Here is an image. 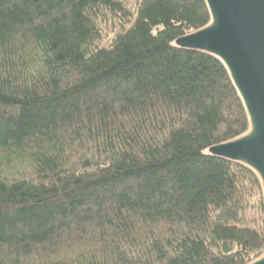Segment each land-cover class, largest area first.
<instances>
[{
	"label": "trees",
	"instance_id": "obj_1",
	"mask_svg": "<svg viewBox=\"0 0 264 264\" xmlns=\"http://www.w3.org/2000/svg\"><path fill=\"white\" fill-rule=\"evenodd\" d=\"M205 0H0V264H250L264 192L208 150L249 130L177 39Z\"/></svg>",
	"mask_w": 264,
	"mask_h": 264
},
{
	"label": "water",
	"instance_id": "obj_2",
	"mask_svg": "<svg viewBox=\"0 0 264 264\" xmlns=\"http://www.w3.org/2000/svg\"><path fill=\"white\" fill-rule=\"evenodd\" d=\"M210 23L176 41L220 60L245 107L249 130L211 147L216 157L239 162L258 176L264 192V0H205ZM250 264H264V255Z\"/></svg>",
	"mask_w": 264,
	"mask_h": 264
}]
</instances>
